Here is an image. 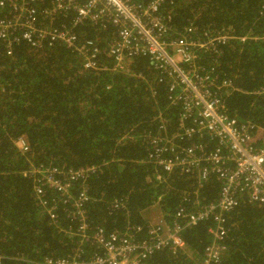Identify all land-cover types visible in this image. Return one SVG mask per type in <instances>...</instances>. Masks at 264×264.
<instances>
[{
	"label": "trees",
	"instance_id": "1",
	"mask_svg": "<svg viewBox=\"0 0 264 264\" xmlns=\"http://www.w3.org/2000/svg\"><path fill=\"white\" fill-rule=\"evenodd\" d=\"M52 1H39L38 24H51L43 19V10L51 8ZM262 1L174 0L164 7V12L171 11V24L178 29L197 15L196 21L202 26L231 27L238 35H261ZM60 16L53 26L72 24L73 17ZM104 28L85 22L75 31L83 39L105 45L116 36L117 29L110 24ZM223 49L222 70L244 90L226 97L229 112L242 121L264 124V99L250 93L264 84V41H232ZM106 64L109 68L102 71L85 70L81 57L61 44L36 47L19 41L9 55L0 40L2 264H30L45 256H63L73 245L37 205L34 183L23 174L31 163L53 162L75 168L105 163L103 171L89 179L95 198L89 210L92 221L109 230L123 229L127 221L147 225L142 211H147L161 195L165 209L171 211L184 191L192 194L195 180L177 172L167 177V183H148L157 167L147 161L149 149L143 136L158 131L155 117L160 112L175 123L174 109L168 103L165 85L157 81L158 73L145 57L132 63L142 78L112 70L110 59ZM174 130L171 125L169 134ZM21 136L30 146L28 153H22L15 144ZM218 190L219 183L209 181L202 189V197L214 200ZM113 198H126L129 212L110 211L108 203ZM254 205L242 202L230 214L228 253L220 264H264V207ZM208 225L209 222L200 223L182 234L190 257L164 251L156 253L151 263L200 261L209 241Z\"/></svg>",
	"mask_w": 264,
	"mask_h": 264
},
{
	"label": "built area",
	"instance_id": "2",
	"mask_svg": "<svg viewBox=\"0 0 264 264\" xmlns=\"http://www.w3.org/2000/svg\"><path fill=\"white\" fill-rule=\"evenodd\" d=\"M39 1L0 0V40L7 54L19 41L36 47L61 44L81 57L85 70L108 69L110 59L112 70L137 78L142 75L132 63L147 58L175 112L173 124L168 114L158 113V131L143 136L147 161L157 167L148 183H167L175 172L195 183L192 194L184 191L171 211L165 209L163 196L157 197L148 208L156 209L157 218L147 219V225L127 221L123 229L109 230L93 222L89 210L95 200L89 179L102 172L105 163L77 168L31 163L23 174L34 183L37 205L73 245L66 255L30 264H152L151 258L164 251L190 257L182 234L205 222L209 241L202 259L193 264H220L228 253L230 214L243 201L264 207V124L242 121L229 112L226 97L244 90L222 70L223 47L232 41H264V34L238 35L231 27L202 26L197 15L178 29L171 24V11L164 12L174 0H53L51 8H42L43 19L51 23L46 26L38 24ZM60 15L73 17L72 24L53 26ZM259 16L264 19V0ZM85 22L104 29L110 24L116 36L105 45L83 39L75 30ZM250 93L264 99V84ZM171 125L175 130L169 134ZM15 144L22 153L30 151L25 136ZM209 181L219 183L211 201L202 197ZM108 204L110 211L129 212L126 198ZM4 259L0 253V264Z\"/></svg>",
	"mask_w": 264,
	"mask_h": 264
},
{
	"label": "crops",
	"instance_id": "3",
	"mask_svg": "<svg viewBox=\"0 0 264 264\" xmlns=\"http://www.w3.org/2000/svg\"><path fill=\"white\" fill-rule=\"evenodd\" d=\"M243 202H247V201H243ZM248 203V202H247ZM250 204V203H249ZM254 206H256V205H254ZM256 207H259V206H256ZM145 215H146V217H147V219H155V218H157V212H156V209L154 208H152V210L150 211V210H148V211H146L145 212Z\"/></svg>",
	"mask_w": 264,
	"mask_h": 264
},
{
	"label": "clouds",
	"instance_id": "4",
	"mask_svg": "<svg viewBox=\"0 0 264 264\" xmlns=\"http://www.w3.org/2000/svg\"><path fill=\"white\" fill-rule=\"evenodd\" d=\"M255 35V34H254ZM257 36H260V35H257ZM255 40H258V39H255ZM260 40V39H259Z\"/></svg>",
	"mask_w": 264,
	"mask_h": 264
}]
</instances>
